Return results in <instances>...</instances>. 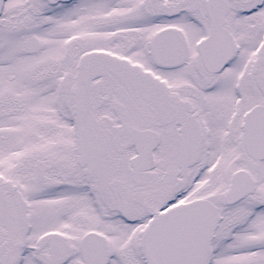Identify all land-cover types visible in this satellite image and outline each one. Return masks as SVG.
I'll use <instances>...</instances> for the list:
<instances>
[{"label":"snow or ice","instance_id":"snow-or-ice-1","mask_svg":"<svg viewBox=\"0 0 264 264\" xmlns=\"http://www.w3.org/2000/svg\"><path fill=\"white\" fill-rule=\"evenodd\" d=\"M0 264H264V0H0Z\"/></svg>","mask_w":264,"mask_h":264}]
</instances>
